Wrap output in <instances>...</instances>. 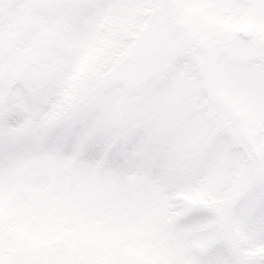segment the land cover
Masks as SVG:
<instances>
[{
  "label": "snow or ice",
  "instance_id": "1",
  "mask_svg": "<svg viewBox=\"0 0 264 264\" xmlns=\"http://www.w3.org/2000/svg\"><path fill=\"white\" fill-rule=\"evenodd\" d=\"M0 264H264V0H0Z\"/></svg>",
  "mask_w": 264,
  "mask_h": 264
}]
</instances>
